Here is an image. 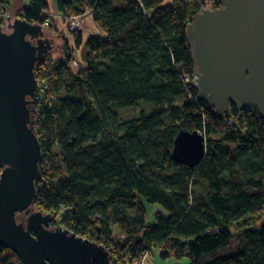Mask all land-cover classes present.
<instances>
[{
  "label": "trees",
  "instance_id": "obj_1",
  "mask_svg": "<svg viewBox=\"0 0 264 264\" xmlns=\"http://www.w3.org/2000/svg\"><path fill=\"white\" fill-rule=\"evenodd\" d=\"M121 1L114 8L109 0H55L63 25L88 12L105 34L87 39L77 67L45 0H29L14 15L62 38L65 57L37 69L39 81L50 80L35 123L42 151L35 210L104 247L111 264L153 251L175 264H264V119L232 105L220 118L183 81L193 75L186 29L199 0ZM72 35L80 47V32ZM111 106L151 112L119 123ZM180 130L205 137V157L193 169L172 158ZM149 208L164 214L148 225ZM0 264L20 263L0 248Z\"/></svg>",
  "mask_w": 264,
  "mask_h": 264
},
{
  "label": "water",
  "instance_id": "obj_2",
  "mask_svg": "<svg viewBox=\"0 0 264 264\" xmlns=\"http://www.w3.org/2000/svg\"><path fill=\"white\" fill-rule=\"evenodd\" d=\"M199 0L186 29L197 99L218 117L254 110L264 119V0ZM61 41L41 24L5 18L0 27V248L20 264H111L110 253L35 210L42 151L35 132L37 69ZM206 153L205 137L180 130L172 158L193 169Z\"/></svg>",
  "mask_w": 264,
  "mask_h": 264
},
{
  "label": "crops",
  "instance_id": "obj_3",
  "mask_svg": "<svg viewBox=\"0 0 264 264\" xmlns=\"http://www.w3.org/2000/svg\"><path fill=\"white\" fill-rule=\"evenodd\" d=\"M109 1L111 2V5L114 8H121L124 6L123 1L121 0H109ZM4 2H5V8L7 9V12H9L10 14L13 12V16L15 15L17 11H19V9L21 8L26 9L29 5L28 3H26L28 4L27 6L26 4L23 5L21 0H4ZM45 2L48 6L49 16L50 18H52V21L56 24L58 32L59 33L61 32L63 36H67L68 38L67 40L73 49V59L77 60V62L78 60H81V55H85L86 41L90 36L99 37L101 39L105 38V34L103 33V31L100 30V28L94 23L91 15L87 12L82 16L76 17L77 30L81 34L82 44L80 47H77L78 49L75 48L74 36L72 35L73 33H71L70 31L68 32L67 22H65L64 25H63V22H61L62 18H61V15L57 12V6H56L55 0H45ZM45 32L46 30L44 29V34ZM62 45H63V41H61V45L56 47L48 56L54 62V65H60L65 61V57L63 55V50H62ZM78 52L80 53L79 55H78ZM151 212H153V210ZM148 259H147L146 264H155L153 262H149Z\"/></svg>",
  "mask_w": 264,
  "mask_h": 264
},
{
  "label": "rangeland",
  "instance_id": "obj_4",
  "mask_svg": "<svg viewBox=\"0 0 264 264\" xmlns=\"http://www.w3.org/2000/svg\"><path fill=\"white\" fill-rule=\"evenodd\" d=\"M21 2L23 3V5H25L26 3L29 4L28 0H21ZM10 4H12V3H10ZM28 4H26V6ZM44 35L47 36V37H51V38L52 37H56L60 41H63V39L60 38L58 35L49 34V33H47V31L45 32ZM70 43H72V42H70ZM79 54L80 53L78 52V55ZM110 108L113 111V113L116 115V118L119 121V123H124V122H128V121H130L132 119H135L141 113L148 114V113L151 112V108L150 107H138V108H132V109H119V108H117L115 106H111ZM54 151H55V153L57 155L60 154L59 149L56 148ZM151 210H152L151 208L148 209V216H147V224L148 225L153 223V218H154L153 214H155V213L164 214V212L160 208H154L153 212H151ZM58 213H60V211ZM233 245H234V247H236L235 242H233ZM147 259H148V257H145V259H144L145 264L147 263ZM148 260H149V262H153L155 264H175L173 260H162L159 257L158 251H153L152 255H149V259Z\"/></svg>",
  "mask_w": 264,
  "mask_h": 264
},
{
  "label": "built area",
  "instance_id": "obj_5",
  "mask_svg": "<svg viewBox=\"0 0 264 264\" xmlns=\"http://www.w3.org/2000/svg\"><path fill=\"white\" fill-rule=\"evenodd\" d=\"M28 8H29V5L26 9H28ZM9 15H10V13L7 12V9L5 8L4 0H0V27H3L5 25V18H7ZM13 17H15V16H13ZM66 22H67L68 32L70 31L71 33H74L75 31H77L76 17H69L66 20ZM47 26H48V22L45 23V27H47ZM69 56L73 57L72 52L69 53ZM71 63L73 65V67L78 66V62L75 59L71 60ZM39 72H40V75L43 73L42 71H39ZM182 79L184 82L190 83L192 85V82L194 80V75H183ZM49 80H50V77H44L41 81L38 80V82H39V104L36 106L35 123H36L37 117L39 115V112L42 109L41 106L48 102V100H45V99L47 98L46 95H47L48 90H49ZM41 96H43L42 100H41ZM145 257L146 256H144L142 259L138 260L134 264H145V261H144Z\"/></svg>",
  "mask_w": 264,
  "mask_h": 264
}]
</instances>
